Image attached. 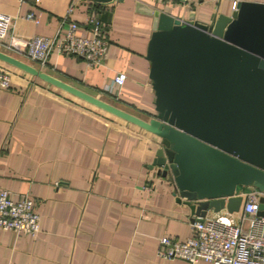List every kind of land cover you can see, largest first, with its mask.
<instances>
[{"label": "crops", "instance_id": "0c3cea01", "mask_svg": "<svg viewBox=\"0 0 264 264\" xmlns=\"http://www.w3.org/2000/svg\"><path fill=\"white\" fill-rule=\"evenodd\" d=\"M71 1L0 0V13L13 18L19 36L52 37ZM74 2L73 21L83 26L94 13L107 29L101 66L52 52L40 67L9 50L6 41L0 51L93 96L107 98L105 86L124 73L113 105L148 120L155 115L145 59L153 17L137 5L209 24L241 2L264 0ZM29 13L36 22L25 19ZM0 69L11 76L10 87L0 88V188L28 195L40 216L35 236L0 230V264H190L156 255L158 239L185 240L193 218L171 176L152 166L159 139L1 61Z\"/></svg>", "mask_w": 264, "mask_h": 264}, {"label": "water", "instance_id": "95a60500", "mask_svg": "<svg viewBox=\"0 0 264 264\" xmlns=\"http://www.w3.org/2000/svg\"><path fill=\"white\" fill-rule=\"evenodd\" d=\"M137 7L153 17L145 59L155 115L148 120L1 51L0 61L156 136L152 166L171 176L193 218L238 212L239 187L264 190V3L241 2L209 24ZM256 214L264 217V198Z\"/></svg>", "mask_w": 264, "mask_h": 264}, {"label": "built area", "instance_id": "2783aa9c", "mask_svg": "<svg viewBox=\"0 0 264 264\" xmlns=\"http://www.w3.org/2000/svg\"><path fill=\"white\" fill-rule=\"evenodd\" d=\"M75 6L72 0L52 37L19 36L14 32L13 18L0 13V42L6 41L9 50L40 67L48 63L52 52L81 57L90 68L101 66L109 46L107 29L100 17L92 13L85 16L83 26L73 21L70 17ZM25 19L36 22L32 13L27 14ZM79 29L87 30L88 35H78ZM125 80L124 73H117L105 86L104 92L118 98ZM10 85V73L0 69V88L8 89ZM236 195L243 199L238 212L229 213L223 209L204 217H194L189 223L190 233L185 240L158 239L157 257L167 261L182 259L190 264L198 261L209 264H264V217L256 214L259 199L264 198V190L251 187ZM35 205L26 194L15 196L0 188V230L13 236H35L40 230V216Z\"/></svg>", "mask_w": 264, "mask_h": 264}, {"label": "rangeland", "instance_id": "374dc122", "mask_svg": "<svg viewBox=\"0 0 264 264\" xmlns=\"http://www.w3.org/2000/svg\"><path fill=\"white\" fill-rule=\"evenodd\" d=\"M91 93H93V92H91ZM93 94H95V93H93ZM105 95H107L109 98H111V99H109L108 97L106 98V96H104V95H99L98 93L97 94H95V96H97V97H99L100 99H102V100H104V101H106V102H108V103H111L112 105H113V101L114 100H117L116 98H114V97H112V96H110V95H108V94H106V93H104ZM91 106V105H90ZM91 107H93V106H91ZM97 109V108H96ZM250 189L251 187H242V189H244V191H246L247 189Z\"/></svg>", "mask_w": 264, "mask_h": 264}, {"label": "trees", "instance_id": "16d2710c", "mask_svg": "<svg viewBox=\"0 0 264 264\" xmlns=\"http://www.w3.org/2000/svg\"><path fill=\"white\" fill-rule=\"evenodd\" d=\"M91 12H94V11H91ZM92 14H94V13H92ZM239 189H240V187H239Z\"/></svg>", "mask_w": 264, "mask_h": 264}]
</instances>
